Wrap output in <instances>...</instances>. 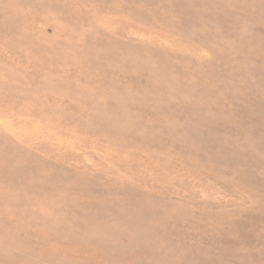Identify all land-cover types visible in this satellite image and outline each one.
Returning <instances> with one entry per match:
<instances>
[{
  "label": "rangeland",
  "instance_id": "374dc122",
  "mask_svg": "<svg viewBox=\"0 0 264 264\" xmlns=\"http://www.w3.org/2000/svg\"><path fill=\"white\" fill-rule=\"evenodd\" d=\"M0 264H264V0H0Z\"/></svg>",
  "mask_w": 264,
  "mask_h": 264
}]
</instances>
